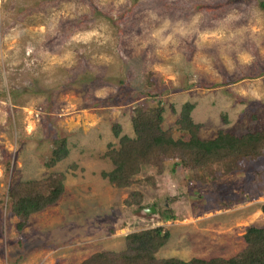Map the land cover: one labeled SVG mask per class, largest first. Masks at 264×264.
Returning a JSON list of instances; mask_svg holds the SVG:
<instances>
[{"label": "rangeland", "instance_id": "374dc122", "mask_svg": "<svg viewBox=\"0 0 264 264\" xmlns=\"http://www.w3.org/2000/svg\"><path fill=\"white\" fill-rule=\"evenodd\" d=\"M187 102L201 139L264 132V0H0V264H81L155 227L158 258L241 252L264 226V153L229 172L145 163L125 187L103 175L137 108L160 105L187 141ZM60 173V198L19 231L10 189Z\"/></svg>", "mask_w": 264, "mask_h": 264}, {"label": "trees", "instance_id": "16d2710c", "mask_svg": "<svg viewBox=\"0 0 264 264\" xmlns=\"http://www.w3.org/2000/svg\"><path fill=\"white\" fill-rule=\"evenodd\" d=\"M193 107V103L187 102L181 112L180 124L190 133L187 141L174 139L162 129L163 108L160 105L151 109L137 108L132 119L136 137L121 136V148L110 152L116 167L103 175L112 184L125 187L145 163H161L165 159L176 158L185 167L206 168L215 163L229 172L237 169L244 158L264 153V132H250L239 137L220 131L215 138L201 139L198 136L199 126L190 116ZM113 132L115 136H120L118 124L113 125ZM59 145L53 150L47 166L68 155L66 139L61 140ZM64 178V174L60 173L19 182L10 189L11 209L19 218V231L24 229L33 213L60 198L65 187ZM129 202L135 204L134 200ZM261 209L264 213V204ZM169 236V232L163 233L160 227L132 232L126 236L125 250L97 252L81 264H264V226L249 227L245 234L246 247L228 259L192 258L186 261L177 257L158 258L156 252L167 243Z\"/></svg>", "mask_w": 264, "mask_h": 264}, {"label": "water", "instance_id": "95a60500", "mask_svg": "<svg viewBox=\"0 0 264 264\" xmlns=\"http://www.w3.org/2000/svg\"><path fill=\"white\" fill-rule=\"evenodd\" d=\"M155 210H156V209H155L154 206H151V207L148 209L149 212H155Z\"/></svg>", "mask_w": 264, "mask_h": 264}]
</instances>
